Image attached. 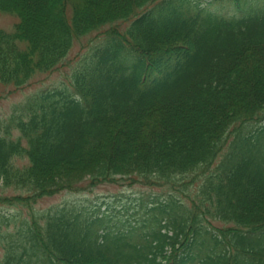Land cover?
Returning a JSON list of instances; mask_svg holds the SVG:
<instances>
[{"label": "trees", "instance_id": "trees-1", "mask_svg": "<svg viewBox=\"0 0 264 264\" xmlns=\"http://www.w3.org/2000/svg\"><path fill=\"white\" fill-rule=\"evenodd\" d=\"M205 1L0 0L13 91L100 42L68 86L0 116V264H264V0ZM127 181L166 194L133 223L33 209Z\"/></svg>", "mask_w": 264, "mask_h": 264}, {"label": "rangeland", "instance_id": "rangeland-1", "mask_svg": "<svg viewBox=\"0 0 264 264\" xmlns=\"http://www.w3.org/2000/svg\"><path fill=\"white\" fill-rule=\"evenodd\" d=\"M205 2L209 3L211 1L207 0ZM210 10L229 16L237 14L235 7L229 2L214 4ZM15 23L16 19L14 17L0 14V29L10 31ZM98 43L100 42L96 39V36L84 37L80 42L74 43L69 55L55 71L48 75L43 74L36 76V78L23 89L13 91L10 86L7 87L0 83V116H8L16 107H19L26 99L38 92L40 93L48 89H61L64 85L68 86L70 74L75 68L80 56L86 55V53H88L92 47L98 45ZM129 183L130 182L127 181L123 184H102L96 187L95 190L89 192L61 191L55 195L37 200L33 205V209L36 212H45L51 209L56 210V207L65 205L85 208L91 211L97 208L100 212L109 211L110 214L114 215L117 213L118 218L127 219L130 221L129 223H133L135 220L138 221L139 216L143 213L144 205L149 204L150 199H161V197H164L166 194H164L159 187H146L142 184H133L130 186L128 185ZM131 183H133V181ZM77 186H79V190H87L86 182L80 183ZM12 208L13 209L10 208V210L8 209V215L17 217L26 215L19 207ZM18 213L19 215H16ZM212 225L214 227H219V225L214 222H212Z\"/></svg>", "mask_w": 264, "mask_h": 264}]
</instances>
